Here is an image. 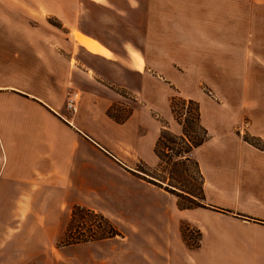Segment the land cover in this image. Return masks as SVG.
<instances>
[{
    "label": "crops",
    "instance_id": "0c3cea01",
    "mask_svg": "<svg viewBox=\"0 0 264 264\" xmlns=\"http://www.w3.org/2000/svg\"><path fill=\"white\" fill-rule=\"evenodd\" d=\"M22 3L32 17L47 13L60 22V27L45 31L11 29L24 35L29 46L25 55L36 53L40 60L46 92H28L26 101L46 122L42 128H27L30 115L21 114L16 128L0 130V212L6 219L20 222L27 218L32 226L61 228L68 218L61 197H69L73 206H84L95 189L96 176L99 199L96 205L88 206L105 213L117 225L121 218L137 223V235L122 239L140 246L134 248L141 252L138 264H264V151L244 140L245 133L264 141V72L251 75L254 70H264V54L261 58L254 55L255 25L264 26L263 20L257 21V16L264 18V0ZM240 11L249 15L246 21L251 27L241 33V44L233 38L238 34L231 31L239 25ZM222 22L227 25L225 30L214 29ZM74 31L94 41L98 49L77 40ZM158 38H164L173 51L159 47ZM240 52L242 57H238ZM138 56L143 60L142 69ZM200 76L210 85L242 86L236 96L222 93L223 100L229 99L236 110L247 111L253 128L239 134V128L205 125L203 108L210 106L202 99L201 121L208 138L194 149L192 158L204 178L205 206L180 209L177 200H170V205L155 216L152 209L157 201L149 188L127 185H154L144 179L150 178L148 175L135 170L137 163L149 168L161 163L155 147L164 128L159 127L154 114H161L170 126V91H178L175 87L182 83L200 82ZM54 80L65 90L71 83L87 88L95 82L131 84L136 106L125 123H116L117 128H93L82 113L103 105L101 121L113 123L105 115L112 100L100 92L90 93L82 98L77 113L67 119L62 114L66 91L60 96L52 93ZM152 83L160 86L161 93L152 91ZM248 98L251 100L243 102ZM223 105V101L218 103V113L225 110ZM48 122L58 128H48ZM166 129L182 133V128ZM77 190L86 197L84 201L76 199ZM36 201L43 205H36ZM51 213L57 216L53 219ZM182 223L197 231V247L186 245Z\"/></svg>",
    "mask_w": 264,
    "mask_h": 264
},
{
    "label": "rangeland",
    "instance_id": "374dc122",
    "mask_svg": "<svg viewBox=\"0 0 264 264\" xmlns=\"http://www.w3.org/2000/svg\"><path fill=\"white\" fill-rule=\"evenodd\" d=\"M26 1V0H24ZM29 1V0H28ZM23 0H10L9 3L4 0H0V130L2 128H16L21 114H29V122L27 128H42L45 119L37 114V110L33 105H28L27 98L30 97L28 92L31 93H45L46 92V79L42 80L43 73L40 71V60L36 53L30 52L27 56L25 53L29 46L25 43L24 35L20 33H14L11 29H34L45 31L49 29H55L60 27V22L55 20V18L47 13L39 12L38 18L32 17L26 10L27 7L22 3ZM160 8V7H159ZM237 16L238 26L232 28V34H238V38L233 37L234 40H238V43L244 42L241 33L249 31L251 27L248 26L247 17L249 15L241 14ZM263 16H257V21L263 20ZM40 18V19H39ZM227 25L223 22L218 23L214 26L216 30H225ZM232 27V26H230ZM229 27V28H230ZM45 29V30H44ZM255 56L261 58L264 54V26L255 25ZM40 39L39 37H36ZM64 38V36H63ZM142 40L144 38L142 37ZM229 40V37H227ZM159 47L165 48L167 51H173L172 46L169 48L165 44L164 38L157 39ZM51 44L52 41H51ZM147 48L148 46H144ZM175 50V49H174ZM83 56H89L88 54L82 53ZM243 53L240 52L238 57H242ZM254 56V57H255ZM90 57V56H89ZM138 67L142 69L143 60L138 56ZM73 61V65H74ZM81 66L83 64H80ZM79 65V66H80ZM206 74L209 73V69L205 70ZM264 70H254L251 75L261 76ZM75 81V80H73ZM56 85H53L52 93L61 95L62 90H65L64 85L52 81ZM132 85H112L107 83L95 82L90 83L87 86H83L78 83H71V85L66 86L65 96L67 98V93L71 90H76L81 94V100L84 97L86 99L87 95L90 93H101L107 99H111L112 105L114 107V113L118 117H124L132 112L133 108L136 106L134 99V94L131 89ZM178 87V88H177ZM175 87L176 90H171L173 96H178L183 99L189 100L194 99L198 103L204 99L209 102L210 109L208 106H204V116L205 125L211 128H239V134H243L246 128H253L252 118L249 117L247 111L242 109L236 110L229 104V99L223 100L222 93H231L233 96L237 95V88L240 89L242 86L237 85H210L200 76V82L195 81L193 83H182ZM151 89L154 93H161L160 86L153 84ZM14 92V93H12ZM17 94V95H16ZM201 98V99H200ZM251 98L244 100L243 102H248ZM223 101L222 112L218 113L217 109L218 103ZM155 103L154 100L151 101ZM79 103V104H80ZM66 104V100H65ZM103 105H99L96 110L94 106L90 110H85L82 115L85 119L91 121L93 128H117L116 122L105 123L100 119V113L103 109ZM94 110V111H93ZM220 110V109H219ZM7 112V113H6ZM71 113L67 108L64 107L62 114L70 119ZM7 115V116H6ZM107 115V112L106 114ZM108 116V115H107ZM217 116V118H216ZM155 120L159 127H164L167 125L166 119L161 116V114H154ZM173 117V121L168 128H182ZM23 118V117H22ZM24 119V118H23ZM112 121V119L109 117ZM216 125V127L214 126ZM260 127V126H259ZM48 128H58L54 123L48 122ZM175 136H181L173 129L170 131ZM244 136H251L244 133ZM252 137V136H251ZM180 143V141H177ZM175 146V147H174ZM176 150L181 146L174 145ZM170 156V155H169ZM171 160H176L175 156L171 159L165 157L162 167L149 168L143 163H137L135 170H142L149 173L150 175L157 176L159 178H170L172 172V166L166 164L170 163ZM188 171L185 172L184 168H179L178 172L173 176L175 179L171 180L170 183L180 187L186 186H196L198 183L196 168L188 164L186 168ZM168 181H166L167 183ZM182 183V184H180ZM100 184L98 178L95 176L94 186L95 189ZM128 188H140L145 190L149 188V193L153 195L157 201L156 205L153 207V215L157 216L161 214L162 207H168L170 205V200H177L178 203L184 205L189 202L184 198H177L171 195L169 192L164 191L157 187L156 185H149L147 183H142V185H127ZM95 189H93L87 196V204L84 206L89 208L88 205H96V200L99 199ZM166 196V197H165ZM41 199V198H40ZM46 199V198H45ZM76 199L78 201H84L86 197L81 190H77ZM62 208L63 213L68 214V218L61 228H50L47 224H41L37 226H32L31 222L26 219H22L20 222H14L11 219H6V214L0 212V264H138L139 254L141 252L134 250V248L139 249L140 246L127 244L124 238H131L137 235L138 229H135V221L133 219L126 220L121 218L120 225L113 222L112 224L121 232L122 236L111 237L108 239L115 238L114 240H94L88 242H82L85 236H89L90 231H95L97 235H102L103 231L107 230V225L100 218L78 215L74 220V228L76 229L75 238L80 239L77 243L71 241V236L68 234V227L71 221V214L73 204L69 201V197L62 196ZM48 204L49 202H44ZM43 205L41 202L36 201V205ZM90 209V208H89ZM95 212L103 214L107 219V215L100 211ZM52 218H55L57 214L51 213ZM111 221V219H109ZM181 236L186 235L188 247H197L198 243V233L195 229L188 227L187 225L181 224ZM186 228V229H185ZM138 235H140L138 233ZM82 239V240H81ZM105 240V241H104ZM96 241V242H95ZM102 241V242H97ZM76 256V257H75ZM118 256V257H117ZM178 256H182L179 254ZM150 263V262H148Z\"/></svg>",
    "mask_w": 264,
    "mask_h": 264
},
{
    "label": "trees",
    "instance_id": "16d2710c",
    "mask_svg": "<svg viewBox=\"0 0 264 264\" xmlns=\"http://www.w3.org/2000/svg\"><path fill=\"white\" fill-rule=\"evenodd\" d=\"M115 105H112L107 110V115L112 120H114L118 124L125 123L130 117L131 113L124 117H118L114 113ZM170 108L175 120L182 125V135L175 136L168 129L167 125H164V129L162 130L159 139L156 143L155 152L161 163L159 167H162L164 163L165 157L171 159L172 156L176 157V160H171L170 163H166L172 166V172L170 174V178H159L157 176L150 175L147 172L142 170H138L141 173L148 175L150 178L144 177L148 182L164 189L170 194L176 196L177 198H184L189 203L188 204H180L178 203V207L180 209H191L195 207H201L204 205V178L200 170V166L197 161L192 158V152L194 149L201 146L206 139L208 138V131L203 126L201 121V108L200 104L197 101L192 99L186 100L178 96H173L170 101ZM244 140L255 148L264 151V141L255 136H244ZM180 141V143H177ZM174 145L181 146L174 148ZM170 146H174L173 148ZM170 155V156H169ZM188 164L193 165L197 171V179L198 183L196 186H176L171 182L174 180L173 177L175 173L178 172L179 168H184L185 172L188 170ZM173 175V176H172ZM166 181H168L166 183ZM182 184V183H180ZM78 215L90 216L100 218L104 224L107 225V230L103 231L102 235H97L95 231H90L89 236H85V239H81L82 242L94 241V240H102L108 239L111 237L122 236L121 232L112 224V222L107 219L103 214L95 212L92 209L86 208L80 205H74L72 208L71 221L70 225L67 229L68 234L71 236V241L77 243L80 239L75 238L76 229L74 228V220ZM186 229V228H185ZM183 239L187 242V237L183 233Z\"/></svg>",
    "mask_w": 264,
    "mask_h": 264
},
{
    "label": "built area",
    "instance_id": "2783aa9c",
    "mask_svg": "<svg viewBox=\"0 0 264 264\" xmlns=\"http://www.w3.org/2000/svg\"><path fill=\"white\" fill-rule=\"evenodd\" d=\"M81 94L76 90H71L67 93L66 108L73 114L77 113Z\"/></svg>",
    "mask_w": 264,
    "mask_h": 264
},
{
    "label": "bare ground",
    "instance_id": "6f19581e",
    "mask_svg": "<svg viewBox=\"0 0 264 264\" xmlns=\"http://www.w3.org/2000/svg\"><path fill=\"white\" fill-rule=\"evenodd\" d=\"M74 35H75V37H76L77 40L83 42L87 46H89L91 48H94L96 50L98 49V46L96 45V43L94 41H92L91 39H89L86 36L82 35L78 31H74Z\"/></svg>",
    "mask_w": 264,
    "mask_h": 264
}]
</instances>
